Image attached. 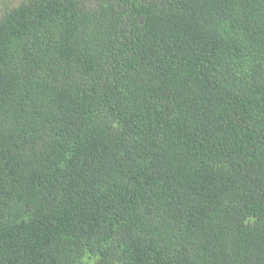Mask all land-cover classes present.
Masks as SVG:
<instances>
[{
    "label": "trees",
    "instance_id": "trees-1",
    "mask_svg": "<svg viewBox=\"0 0 264 264\" xmlns=\"http://www.w3.org/2000/svg\"><path fill=\"white\" fill-rule=\"evenodd\" d=\"M0 264H264V0H0Z\"/></svg>",
    "mask_w": 264,
    "mask_h": 264
}]
</instances>
